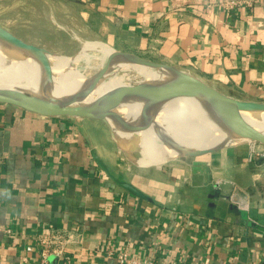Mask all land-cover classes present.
I'll return each instance as SVG.
<instances>
[{
	"label": "crops",
	"instance_id": "0c3cea01",
	"mask_svg": "<svg viewBox=\"0 0 264 264\" xmlns=\"http://www.w3.org/2000/svg\"><path fill=\"white\" fill-rule=\"evenodd\" d=\"M0 25L64 55L102 42L264 102V0H0ZM252 147L137 164L99 120L0 103V264H39L54 247L52 264H264Z\"/></svg>",
	"mask_w": 264,
	"mask_h": 264
},
{
	"label": "water",
	"instance_id": "95a60500",
	"mask_svg": "<svg viewBox=\"0 0 264 264\" xmlns=\"http://www.w3.org/2000/svg\"><path fill=\"white\" fill-rule=\"evenodd\" d=\"M0 44L5 50L31 60L36 68L45 73L44 79L32 89L0 84V103L16 105L48 117L99 120L107 127L115 145L133 163L138 162L136 149L140 147V140L138 142L137 139L144 132L158 136L161 144L172 152L174 158L199 156L240 143L264 146L263 127L252 120V117L264 115V102L226 95L202 78L175 65L110 46V54L92 74L75 83H67L57 80L50 73L70 65L83 47L73 55L55 53L43 46L26 42L2 25ZM42 53L54 55L55 58ZM137 66L150 70L153 76L130 85H114L104 88L103 93H96L95 84L116 69ZM152 103H160L175 110L186 107V111L197 120L215 126L232 140L192 150L176 146L169 133L152 120ZM126 187L133 190L129 185Z\"/></svg>",
	"mask_w": 264,
	"mask_h": 264
},
{
	"label": "bare ground",
	"instance_id": "6f19581e",
	"mask_svg": "<svg viewBox=\"0 0 264 264\" xmlns=\"http://www.w3.org/2000/svg\"><path fill=\"white\" fill-rule=\"evenodd\" d=\"M96 49L97 48H95V50ZM103 51H105L108 56L111 49L108 46ZM42 54L49 56L50 58H55L54 55H49L47 53ZM126 68L128 69V67H123L122 69L125 70ZM131 68L135 70L134 73L136 72L135 76L137 77V80L153 76V73L146 68L139 66ZM3 70L8 77L7 79L2 77ZM50 75L57 80L66 81L67 83H75L86 77L85 73L78 67L76 58H74L70 65L50 73ZM44 76L45 73L36 68L31 60L21 58L20 56L5 50L0 44V84H3L2 86H15L32 89L37 87L38 83L44 79ZM122 81H124V79ZM118 85H129V83L123 82ZM94 87L97 88L95 90L97 94L101 92L103 93L104 88H109L106 85H98L97 83ZM152 107L153 108L149 105V108H151L150 114L152 120L160 124L169 133L171 140L176 146L192 150L195 148L209 147L212 144H223L232 140L228 134L221 132L215 126L197 120L198 118L186 111V107L175 110L168 106H163L160 103H152ZM252 120L256 124L262 125L264 130V115H261V117L258 118L252 117ZM139 140L143 154L139 157L137 163L150 165L162 163L173 158L172 152L159 142L158 136L144 132L140 133Z\"/></svg>",
	"mask_w": 264,
	"mask_h": 264
},
{
	"label": "rangeland",
	"instance_id": "374dc122",
	"mask_svg": "<svg viewBox=\"0 0 264 264\" xmlns=\"http://www.w3.org/2000/svg\"><path fill=\"white\" fill-rule=\"evenodd\" d=\"M67 38L68 37H65V35L59 36V39L61 41H64V42H66L65 40H67ZM73 46L75 48L76 44L73 43ZM100 46L103 48H101ZM81 47H83V48H82L81 52L78 54V56L76 57L77 64H78V67L85 73V75L88 76V75L92 74L97 69V67L100 64H102L103 61L105 60L107 54L103 50L106 49V47H108V45H106L104 43L102 44V42H97V41H84V42L80 43L78 47H76V49L73 51V53L77 52ZM92 47H93V49H92ZM95 48H97V49L95 50ZM73 53L69 54V55H73ZM86 53H88V54H86ZM122 68L123 67L116 69L111 74H109L104 80L97 82V84L98 85H106L107 87H111V86H114L115 84L118 85V84L123 83V82L129 83V85H130L131 83H134L137 81V77L135 76L136 72L134 73L135 70L133 68H128V69L126 68L125 70ZM4 73H5V71L3 70L2 77L7 79L8 77L6 76V73L5 74ZM123 79H124V81H122ZM137 141L139 142V139H137ZM142 154H143V152L141 151L140 147L138 149H136V155L138 157H141ZM175 158H177V157H175ZM156 164H159V163H156ZM150 165H152V164H150Z\"/></svg>",
	"mask_w": 264,
	"mask_h": 264
},
{
	"label": "built area",
	"instance_id": "2783aa9c",
	"mask_svg": "<svg viewBox=\"0 0 264 264\" xmlns=\"http://www.w3.org/2000/svg\"><path fill=\"white\" fill-rule=\"evenodd\" d=\"M233 2H229V5H231ZM255 144V143H253ZM251 151L258 156L259 158L264 159V146L257 144V147H252ZM61 252V247H54L51 250L48 248L42 250L41 252V259L39 261V264H52L48 260L49 253H54L56 255H59ZM118 260L122 264H146L149 263L147 259H142L138 257H130L125 253H121L118 255ZM160 264H177L176 262L170 260V261H161Z\"/></svg>",
	"mask_w": 264,
	"mask_h": 264
}]
</instances>
